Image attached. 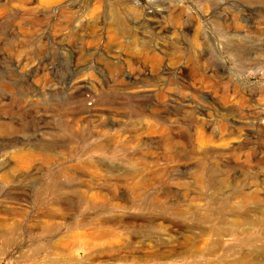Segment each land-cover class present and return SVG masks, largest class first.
Returning a JSON list of instances; mask_svg holds the SVG:
<instances>
[{
  "label": "rangeland",
  "instance_id": "obj_1",
  "mask_svg": "<svg viewBox=\"0 0 264 264\" xmlns=\"http://www.w3.org/2000/svg\"><path fill=\"white\" fill-rule=\"evenodd\" d=\"M262 109L264 0H0V264H133L79 250L76 219L147 233L151 264L264 255L257 227L197 237L213 191L264 209Z\"/></svg>",
  "mask_w": 264,
  "mask_h": 264
},
{
  "label": "bare ground",
  "instance_id": "obj_2",
  "mask_svg": "<svg viewBox=\"0 0 264 264\" xmlns=\"http://www.w3.org/2000/svg\"><path fill=\"white\" fill-rule=\"evenodd\" d=\"M18 59V58H17ZM25 58H23L24 60ZM15 62V61H14ZM15 64V63H14ZM18 64V63H17ZM16 64V66H17ZM82 91V90H81ZM88 93L87 91L80 92L77 94L79 105H84L87 101L88 96L85 95ZM90 97V96H89ZM83 108V107H82ZM261 109V108H260ZM261 117L264 116V109L260 110ZM263 125L261 127V131L264 132V117H263ZM228 177V176H227ZM248 182V181H247ZM220 187H225L222 185V182L215 185ZM227 186V185H226ZM229 186V185H228ZM246 187L242 186L240 188L232 187L227 193L213 191L211 195L206 196L208 200H210L211 205L215 206L216 210H208L206 209L203 213V217L206 220H211L213 218H220L221 227L219 229H213L212 227H208L205 229L199 230L197 237L203 239L204 236H207L209 232L213 231L215 239L206 249V255H212L215 247L221 245V241L223 237L231 236L234 237V241H239V246L243 242L242 240H238L239 234L242 232L239 228L243 226L247 227H257L264 230V209L262 210H248L241 211L235 207L237 202H250L254 200H259V197L254 194V192H249L245 190ZM257 191V190H256ZM261 198V197H260ZM45 199V198H43ZM111 199V198H110ZM263 200V198H262ZM51 202H55V200L50 199ZM84 204L89 206L90 201L84 200ZM248 202V203H249ZM167 213V212H166ZM88 224L86 219H76L71 220L68 223V232L73 233V241L76 238L80 237L78 249L86 252L89 251L92 254H96L100 257H111L113 261L118 262H127L130 261L133 264H151L155 259H160L166 253L162 248L161 242H155L150 239L147 233L141 231L138 233V236L133 241L126 240V232H128V226L124 222H114L111 223V226L104 227L103 224L97 223L92 226L85 225ZM146 227V226H145ZM84 228V229H82ZM148 228L152 229H162L163 225L160 222H153L149 225ZM83 230V231H82ZM237 233V234H236ZM79 236H78V235ZM117 235V239L114 242V236ZM126 237H124V236ZM68 238V237H66ZM65 241L67 242V239ZM59 243L62 242V238H58ZM54 240L46 244L47 250L54 251L57 249L58 245ZM133 242V245L131 243ZM149 242L152 245H149ZM33 246H38L36 242H33ZM238 247V246H237ZM64 251V249L62 248ZM200 252V251H197ZM237 255L234 259L229 260L228 254H223L220 256V261L217 264H261L264 263V255L253 254L251 251L246 252L243 249L238 250ZM27 258L25 257V261ZM109 259V258H108ZM192 261V260H191ZM194 264H200L195 263Z\"/></svg>",
  "mask_w": 264,
  "mask_h": 264
}]
</instances>
